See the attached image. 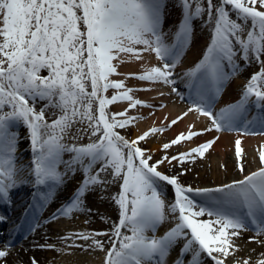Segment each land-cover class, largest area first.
Returning a JSON list of instances; mask_svg holds the SVG:
<instances>
[{
  "label": "snow or ice",
  "instance_id": "1",
  "mask_svg": "<svg viewBox=\"0 0 264 264\" xmlns=\"http://www.w3.org/2000/svg\"><path fill=\"white\" fill-rule=\"evenodd\" d=\"M197 27L207 31V43L193 66L178 71ZM145 54L157 63H144ZM135 63L137 71L119 70ZM253 64L259 70L239 98L217 110L226 84ZM156 85L168 89L158 91L160 98L174 95L187 102L186 110L132 138L122 134L145 119L133 110L154 115L152 109L167 107L137 95L157 91ZM120 104L122 110H111ZM190 114L203 127L189 124L161 144L158 158L142 146ZM225 132L236 134L233 154L242 178L184 185L185 165L205 158L220 136L169 150ZM249 135L264 137V0H0V205L12 207L17 191L30 190L10 238L91 217L89 197L108 193L117 209L108 230H65L55 243L46 235L32 248L67 256L99 251L103 264H264V251L241 256L237 243L251 231L246 243L264 249V144L257 149L259 166L245 174L242 141ZM8 220L0 214V224ZM12 247L10 240L0 246V264H8ZM28 264L40 261L30 256Z\"/></svg>",
  "mask_w": 264,
  "mask_h": 264
},
{
  "label": "bare ground",
  "instance_id": "2",
  "mask_svg": "<svg viewBox=\"0 0 264 264\" xmlns=\"http://www.w3.org/2000/svg\"><path fill=\"white\" fill-rule=\"evenodd\" d=\"M174 18L175 17H173V19ZM207 40V31H202L199 27H197L193 42L184 54L182 65L181 68H179V71H183L193 66L198 61L207 43ZM202 42L204 43V45L201 48L200 44H202ZM144 63L151 66L153 64H156L157 62L153 56L145 54ZM140 68L141 64L135 63L121 66L119 70L121 72H128L137 71ZM258 70L259 68L253 71L246 67V69L243 70L241 74L230 80L226 84L223 94L216 104L217 110L220 107H223L225 104L237 100L240 96L241 90L243 89L250 75ZM129 84H136V81H129ZM155 87L157 91L139 92L137 93V95L141 99H144L149 103H152L153 105L158 106L159 104L164 103L167 105V107L163 109H160L158 107L152 109L151 111L154 112V115H149L150 110L146 108L133 110L130 113L131 115H141L144 116L145 119L140 120L136 127H133L126 132H122V134L128 135L129 138H132L139 132L147 130L151 126H160L165 116H167L168 119L171 120L186 110V101H179L174 95L166 96L165 98H160L158 96V91H164L165 93H167L168 89L160 85H156ZM124 107L125 105L123 104L113 105L111 106V110L120 111ZM194 122L197 128L203 127V120L196 121L195 117L190 114L183 121L173 126L169 131L163 133L162 135H158L155 138H150L147 143H142V146L151 149L152 152L155 153L154 159L158 158L160 152H158L157 149L161 146V144L174 138L179 132L184 131L189 124ZM215 135H219L220 139L215 143L213 149H210L209 152L206 153L205 158L198 159L195 163H189L185 165V168L188 169V172L186 175L181 176V182L184 185H191L192 187L216 186L223 183L231 182L235 179L242 178L241 173L236 168V162L233 154V141L236 136L235 133H206L204 136L195 140V142L190 145L180 147L174 146L169 151L174 154L177 151L187 150V147L196 146V144L211 139ZM261 144H264V137L260 135H249L243 138L242 147L246 150L247 153V159L245 161V174L256 170V168L259 166V161L256 157L258 155L257 149ZM24 158L25 160H27L28 156ZM161 170L169 174H173L175 172L180 171L179 167L171 170H169L167 167H162ZM73 179L69 183L67 191H65L60 196V199L50 205L45 210V212L43 213L44 216H48L52 212H54L60 202L68 194V192L71 191V189L75 186L76 181H74ZM75 180H78V178H76ZM170 189V187L166 188L165 192L167 193ZM29 191L30 190L28 188H23L17 191L14 196L15 203L12 207L0 205V214L7 215L9 217L7 223L0 224L1 228H3V226L5 227V231L3 229L0 230V246H2L5 242H8L9 240H14L15 238H17V236H22L19 242H16L17 244L13 245L12 254L8 257V264H28L30 256H36L37 259L40 261V264H103V252V257L101 252L99 251L84 252L83 257L82 255L80 256L79 253H76L72 256H67L60 255L59 253H56L54 251H43L39 249H33L32 244L35 242L44 243L46 235L49 238V242L55 243L57 241V234L65 230H108L110 228L111 222L117 220V209L109 201L108 193L99 194L98 197H95L94 195L89 197L88 205L93 209L95 214L91 217L84 216L81 219V222H79L81 228L77 227V224L66 228L62 224L57 223L53 224L56 226L51 229L53 230L52 235H50L48 229L46 228L40 229L35 234H27V239H25V232H19L14 234L11 238L9 237L7 240H4L9 236V232L12 229L14 223L20 221V217L24 212L25 203L28 200ZM114 191V188L109 189V192ZM100 195H103V199L100 198ZM196 199L197 201L200 200L199 197H197ZM101 216L105 217V220H101ZM204 218L206 219L207 217ZM86 219H90L91 222L85 224L84 221ZM169 226L170 225L166 223L158 230L157 234H162ZM4 234L7 235L6 238H3ZM53 235H55V237H52ZM252 235L253 233L251 231L246 232L243 235V239L237 241V243H239L243 248V251L239 253V255L244 256L252 249H256L257 253L260 251H264V249L259 248V246L255 243H246L248 238ZM104 239L106 240L107 238Z\"/></svg>",
  "mask_w": 264,
  "mask_h": 264
},
{
  "label": "rangeland",
  "instance_id": "3",
  "mask_svg": "<svg viewBox=\"0 0 264 264\" xmlns=\"http://www.w3.org/2000/svg\"><path fill=\"white\" fill-rule=\"evenodd\" d=\"M203 45H204V43L200 44V47L202 48ZM248 68L251 69V70H253V71H255L256 69L259 68V66L253 64L252 66H250V67H248ZM44 74L46 75L47 73H44ZM20 132H21V135L24 134V130H23V129H20ZM127 136H128V135H127ZM128 137H129V136H128ZM21 148H22V150H23V156H24V157L28 156L29 153H28L27 141H25V142L21 145ZM24 159H25V158H24ZM77 178H78V177H77ZM75 179H76V178H75ZM75 179H73V180L77 182V180H75ZM102 194H103V193H102ZM166 195H167V199H168L169 201H171V200L173 199V195H174L172 189L168 190V192L166 193ZM94 196H95V197H98V195H94ZM105 198H106V194H105ZM83 217H84V215H79L78 218H76V219H74V220H71V221H68V220H61L59 223L62 224L63 226H65L66 228H67V227H70V226H73L74 224H77V227L81 228V225H79V224H80L79 222H81V219H82ZM54 226H56V225H50V226L47 227V229H48L50 235L53 234V230H51V229H52ZM0 228H1V227H0ZM4 228H5V227L3 226V228H1L0 230H2V229L5 230ZM71 230H72V229H71ZM67 231H69V230H67ZM52 237H55V235H53ZM77 253H79L80 256L82 255V257L84 256V252H83V253H82V252H77ZM101 254H102V252H101ZM103 254H104V253H103ZM103 254H102V257H103Z\"/></svg>",
  "mask_w": 264,
  "mask_h": 264
}]
</instances>
